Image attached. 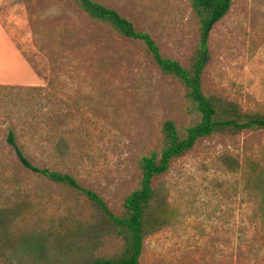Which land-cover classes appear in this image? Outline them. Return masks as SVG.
Wrapping results in <instances>:
<instances>
[{
	"label": "rangeland",
	"instance_id": "1",
	"mask_svg": "<svg viewBox=\"0 0 264 264\" xmlns=\"http://www.w3.org/2000/svg\"><path fill=\"white\" fill-rule=\"evenodd\" d=\"M95 1L190 67L199 42L191 0ZM208 46L204 94L229 116L237 115L227 101L264 114V0H232ZM198 119L184 86L140 43L73 0H0V218L16 211L0 226V264H70L123 246L101 232L84 195L21 164L10 132L32 165L71 174L122 215L140 159L162 147L163 123L183 133ZM152 185L151 222L161 224L145 236L139 264H264V130L226 126L201 137ZM26 235L45 239L43 255L24 245Z\"/></svg>",
	"mask_w": 264,
	"mask_h": 264
},
{
	"label": "trees",
	"instance_id": "2",
	"mask_svg": "<svg viewBox=\"0 0 264 264\" xmlns=\"http://www.w3.org/2000/svg\"><path fill=\"white\" fill-rule=\"evenodd\" d=\"M73 1L92 20L105 24L120 36L140 43L162 73L173 76L184 86L188 99L199 114V119L188 126L183 133H180L173 121L166 120L163 123L161 129L162 147L158 153L152 151L140 159L139 185L126 195L122 215H117L111 211L97 192L79 184L71 174L32 165L23 156L14 139L13 132L8 134L7 140L16 150V154L24 167L42 175L51 182L62 184L80 192L101 215L103 221L100 226L101 232L104 235L122 239L123 246L119 254L108 257L72 256L70 264H139L145 236L153 227L161 224L159 221L151 222L153 202L156 196V190L152 185L153 179L163 175L168 170L170 162L190 150L199 138L211 135L221 128L227 126L235 131L244 129L264 130V114H242L236 103L228 101L225 104L237 116L232 117L226 113H221L224 106L220 107L219 103H216L217 99L207 96L202 89V74L209 61L208 40L210 31L229 11L232 0H191V7L199 22V42L196 55L188 68L176 59L164 56L149 33L137 30L130 20L115 9L95 0ZM60 144H58V149H61ZM260 202L264 221V192L260 196ZM15 218V209H6L4 216L0 218V226L4 228L11 224ZM44 240L43 237L26 235L21 241H24L26 247L33 248L34 252L43 251V255L46 248ZM72 251L76 252L77 250L73 249Z\"/></svg>",
	"mask_w": 264,
	"mask_h": 264
},
{
	"label": "crops",
	"instance_id": "3",
	"mask_svg": "<svg viewBox=\"0 0 264 264\" xmlns=\"http://www.w3.org/2000/svg\"><path fill=\"white\" fill-rule=\"evenodd\" d=\"M20 78H22V77H20ZM25 78H34V76L30 74L29 76H25Z\"/></svg>",
	"mask_w": 264,
	"mask_h": 264
}]
</instances>
